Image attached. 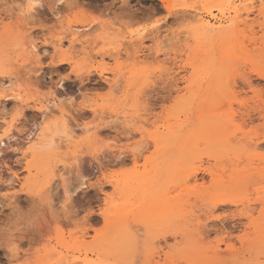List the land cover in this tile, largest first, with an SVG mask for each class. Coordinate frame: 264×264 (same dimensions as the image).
Segmentation results:
<instances>
[{
  "label": "rangeland",
  "instance_id": "rangeland-1",
  "mask_svg": "<svg viewBox=\"0 0 264 264\" xmlns=\"http://www.w3.org/2000/svg\"><path fill=\"white\" fill-rule=\"evenodd\" d=\"M9 80L0 264H264V0H0Z\"/></svg>",
  "mask_w": 264,
  "mask_h": 264
},
{
  "label": "bare ground",
  "instance_id": "bare-ground-1",
  "mask_svg": "<svg viewBox=\"0 0 264 264\" xmlns=\"http://www.w3.org/2000/svg\"><path fill=\"white\" fill-rule=\"evenodd\" d=\"M59 3H61V0H59ZM35 8V5L32 3V4H30L29 5V8H28V12L29 13H31L32 11H33V9ZM194 10H196V9H194ZM196 13V12H195ZM197 14L198 15H200L199 17H197V20L198 21H200V27H201V29H203V30H205V31H207V32H219V31H217L218 29H220L222 26H221V24L225 21V16H221V17H218V16H215L212 12H208V13H206L207 14V17H205V16H202V13H198L197 12ZM197 16V15H196ZM209 18V19H208ZM212 20H214V22L212 21ZM219 24V25H218ZM199 26V25H198ZM88 27L89 26H82V27H76L75 26V28L74 27H70L69 29H73V31L71 32V39H70V42H71V44H72V46L71 47H73V45H74V43L77 41H80L81 39H83L82 37H84V35H87L88 33V31L86 30V29H88ZM75 29V30H74ZM222 31H220V33H221ZM86 33V34H85ZM70 35H68V36H70ZM141 35V34H140ZM67 36V37H68ZM65 38V37H64ZM69 40V39H68ZM87 41V40H86ZM62 41H61V44H60V46L61 47H64V46H62ZM58 45V44H57ZM30 47V46H29ZM76 48V47H75ZM31 49L34 51H36L37 50V47H36V45L35 44H31ZM32 51V52H33ZM71 56V55H70ZM110 82V81H109ZM10 86H12V83L10 82V80H9V83L6 85V83H3V82H0V89H2V92L4 91V92H10V94H7L5 97L7 98V99H9V98H14V100L15 99H21L22 97L20 96V94L19 93H17V90L15 89V88H10ZM109 87H111V88H113V85H111V84H109ZM1 91V90H0ZM1 92V93H2ZM54 93H52L51 95H53ZM56 95H54V97H55ZM21 97V98H20ZM39 110H40V112H42L41 114H42V117H43V115H44V118H47L48 119V117H50V119L52 118V117H56V116H59L61 119H62V121H63V128H61V129H58V130H56V131H53L52 133V136L49 138V141L48 142H45V143H39L41 140H43V139H45V138H48L47 136H46V131H48V129H50L49 128V126L50 125H46L47 127H45V128H42V130H39L38 129V126L39 125H37L35 128H33L31 131H30V133L28 134V143H32V146L30 147L31 149H35V148H37V147H40L39 149H40V151L39 152H41V150H46V149H49V148H51V147H53L55 144H56V137L55 136H57V135H62V136H65V137H67V139L69 140H71V139H74V138H76V137H78V136H81L82 134H88L89 132H90V130L92 129V128H90V127H87V126H82V125H79V124H77L76 123V125L75 124H73L74 126H76V127H74V128H76V129H80V132H76L77 130H75L74 128L73 129H71L70 127H69V124H70V122L68 123L67 121V119H68V116H70V112H67L59 103H58V101H57V99L56 98H54V99H51V100H47V101H40V103H39ZM102 107V106H101ZM91 111H92V114L94 113V114H97L98 112H99V108H97V107H94V106H91V109H90ZM101 111V110H100ZM58 113V114H57ZM4 114V113H3ZM1 115V114H0ZM6 115V114H5ZM4 115V116H5ZM78 118V117H77ZM42 119V118H41ZM70 119H71V116H70ZM6 120V119H5ZM44 120V119H43ZM6 122H7V120H6ZM1 123V122H0ZM73 123V122H72ZM71 123V124H72ZM5 124V123H4ZM1 125V124H0ZM70 126H72V125H70ZM9 127V126H8ZM11 127H14V125L12 124V126ZM11 127H9L7 130H6V132H5V137L7 138V139H11V138H13V136L11 135L12 133H13V131H12V129L13 128H11ZM10 135H11V138H10ZM35 136H38L37 138L39 139V142H37L36 140H34V138H35ZM4 137V136H3ZM4 137V138H5ZM37 138H35V139H37ZM1 140V139H0ZM3 141L4 140H1L0 142L1 143H3ZM37 143H36V142ZM0 143V144H1ZM5 144V143H4ZM4 144H3V146H4ZM6 145V144H5ZM28 146V145H27ZM1 147V146H0ZM38 152V151H37ZM38 152V153H39ZM30 153V152H29ZM30 154H32V153H30ZM25 155H28V153L27 154H25ZM81 186V185H80ZM49 189H50V187H49Z\"/></svg>",
  "mask_w": 264,
  "mask_h": 264
},
{
  "label": "snow or ice",
  "instance_id": "snow-or-ice-1",
  "mask_svg": "<svg viewBox=\"0 0 264 264\" xmlns=\"http://www.w3.org/2000/svg\"><path fill=\"white\" fill-rule=\"evenodd\" d=\"M61 3H63V0H61ZM5 245L2 241H0V248H4ZM10 252L14 251V249H9Z\"/></svg>",
  "mask_w": 264,
  "mask_h": 264
}]
</instances>
